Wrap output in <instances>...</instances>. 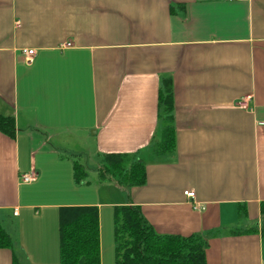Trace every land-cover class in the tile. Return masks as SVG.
I'll list each match as a JSON object with an SVG mask.
<instances>
[{"label":"crops","instance_id":"crops-1","mask_svg":"<svg viewBox=\"0 0 264 264\" xmlns=\"http://www.w3.org/2000/svg\"><path fill=\"white\" fill-rule=\"evenodd\" d=\"M165 79L175 149L157 152ZM0 115L17 130L0 132V224L26 264H59L65 207L99 209L105 264L129 204L158 234L205 236L207 264H264V0H0ZM72 145L98 169L108 154L142 160L145 185L67 202ZM12 256L0 249V264Z\"/></svg>","mask_w":264,"mask_h":264},{"label":"trees","instance_id":"trees-1","mask_svg":"<svg viewBox=\"0 0 264 264\" xmlns=\"http://www.w3.org/2000/svg\"><path fill=\"white\" fill-rule=\"evenodd\" d=\"M160 116L163 119L162 139L157 152L175 149L173 126L174 97L170 79L162 81L159 91ZM13 117L0 115V132L14 138ZM79 162L74 164V179L83 182L88 173ZM103 180H112L124 189L142 187L146 183V167L142 160L130 162L127 155H104ZM264 238V202L261 204ZM59 264H101L100 220L97 207H65L59 217ZM116 264H207V238L203 235L182 237L161 235L145 219L142 210L131 204L114 211ZM0 249L13 252L12 264H26L24 255L13 249L11 235L0 224Z\"/></svg>","mask_w":264,"mask_h":264},{"label":"rangeland","instance_id":"rangeland-1","mask_svg":"<svg viewBox=\"0 0 264 264\" xmlns=\"http://www.w3.org/2000/svg\"><path fill=\"white\" fill-rule=\"evenodd\" d=\"M93 134V131L91 132ZM73 151L72 153L78 154L79 163L85 167L84 169L88 173L87 177L83 180V182L77 183L73 178L72 184L69 185L67 182H64L62 186V194L69 198L67 202H73L79 198V190L78 188L86 187V186H94L101 187L102 190V199L104 201H113L119 197V194L123 192H118V189L113 186V181L106 179L105 181L102 178L101 171L98 169L97 160L96 159H88L86 155L81 153V149L78 145H72ZM80 152V153H79ZM103 163V161H101ZM89 168V171L87 170ZM104 263L105 264H116L115 260V239H114V225L113 220L110 223V232L108 235L105 233L104 237Z\"/></svg>","mask_w":264,"mask_h":264},{"label":"built area","instance_id":"built-area-1","mask_svg":"<svg viewBox=\"0 0 264 264\" xmlns=\"http://www.w3.org/2000/svg\"><path fill=\"white\" fill-rule=\"evenodd\" d=\"M71 46H72V43H70V42H68V43H66L64 45V47H71ZM35 54H36V51L33 50V49H31V50L26 51L25 56H26V58H27V60L29 62H32ZM22 180L24 182H27V183H32V182H34L36 180V175L34 173H32V174H26V175L22 176ZM184 195L189 200H193V201L195 200V193L192 192V191H186L184 193ZM194 208L195 209H200V207L197 206V205H195Z\"/></svg>","mask_w":264,"mask_h":264}]
</instances>
